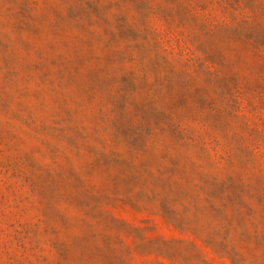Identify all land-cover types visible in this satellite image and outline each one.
<instances>
[{
    "label": "rangeland",
    "instance_id": "obj_1",
    "mask_svg": "<svg viewBox=\"0 0 264 264\" xmlns=\"http://www.w3.org/2000/svg\"><path fill=\"white\" fill-rule=\"evenodd\" d=\"M0 264H264V0H0Z\"/></svg>",
    "mask_w": 264,
    "mask_h": 264
}]
</instances>
